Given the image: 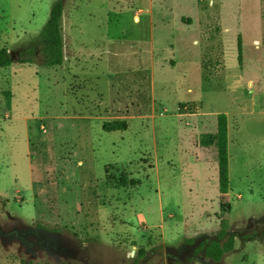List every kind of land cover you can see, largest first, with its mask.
<instances>
[{
	"label": "rangeland",
	"instance_id": "1",
	"mask_svg": "<svg viewBox=\"0 0 264 264\" xmlns=\"http://www.w3.org/2000/svg\"><path fill=\"white\" fill-rule=\"evenodd\" d=\"M54 1L0 0V49L37 36ZM63 3V63L0 69V264H213L194 250L223 203L220 264H264V0ZM220 114L224 196L199 146Z\"/></svg>",
	"mask_w": 264,
	"mask_h": 264
},
{
	"label": "trees",
	"instance_id": "2",
	"mask_svg": "<svg viewBox=\"0 0 264 264\" xmlns=\"http://www.w3.org/2000/svg\"><path fill=\"white\" fill-rule=\"evenodd\" d=\"M169 1V0H166ZM63 0H55L51 6L49 18L39 34L31 38L28 44L22 45L12 51L0 49V69L8 68L13 64L18 65H42L57 67L63 63V41L60 31V21L63 14ZM238 63L241 65V45L238 41ZM183 107V106H182ZM227 116H217L216 133L207 134L199 141V146L205 149L214 147L217 153V171L219 181V194L224 196L229 190V163H228V123ZM127 129L124 121L105 123L103 131L121 132ZM112 179V180H111ZM115 181V178H110ZM117 186L126 188L139 185L136 182H128L125 177L119 178ZM221 215L218 218L219 230L214 239H207L200 243L194 255L201 254L205 260L213 264H220L222 260L234 250L236 235L230 231V224L225 217L229 213V206L221 204ZM192 243V240L187 241ZM147 250L140 248L137 251V260L144 258Z\"/></svg>",
	"mask_w": 264,
	"mask_h": 264
}]
</instances>
